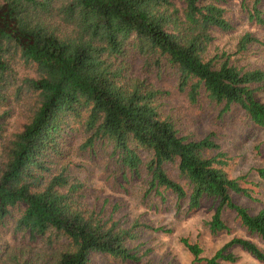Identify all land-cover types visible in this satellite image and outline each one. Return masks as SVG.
Returning a JSON list of instances; mask_svg holds the SVG:
<instances>
[{"label": "trees", "instance_id": "obj_1", "mask_svg": "<svg viewBox=\"0 0 264 264\" xmlns=\"http://www.w3.org/2000/svg\"><path fill=\"white\" fill-rule=\"evenodd\" d=\"M226 1L0 0V224L13 220L22 239L11 249L0 236V264H91L94 254L139 261L127 243L139 238L141 224L124 228L88 212L80 203L84 184L70 174L73 152L100 144L111 146L131 173L145 167L152 189L188 200L190 211L213 201V235L230 231L224 214L231 212L264 245V208L253 214L235 202L234 195L255 198L230 175L225 154L207 155L219 149L214 134L182 137L162 116L163 92L128 64L130 58L165 63L177 70L190 102L204 91L224 105L223 114L236 106L264 130V102L257 97L264 71L223 56L205 59L211 30H232L221 6ZM254 17L262 23L259 12ZM254 43L246 34L239 51ZM11 104L24 117L9 133ZM170 165L183 183L170 177ZM257 172L264 181V168ZM183 243L194 264H234V248L264 262V247L248 239L235 237L208 259L199 245Z\"/></svg>", "mask_w": 264, "mask_h": 264}, {"label": "rangeland", "instance_id": "obj_2", "mask_svg": "<svg viewBox=\"0 0 264 264\" xmlns=\"http://www.w3.org/2000/svg\"><path fill=\"white\" fill-rule=\"evenodd\" d=\"M257 1L227 0L221 5L232 30H211L213 41L205 53L206 60L223 56L246 70L264 71V0H260L257 7L258 18L262 23L254 17L258 13L254 9ZM246 34H251L259 43L251 44L246 51L240 52L239 42ZM128 64L135 76L163 92L159 98L162 116L174 122L182 137L202 140L214 134L213 140L219 149L207 155L225 154L230 175L240 178L241 184L252 190L255 198L252 201L234 195L235 202L253 214L264 208V181L257 172L264 168V130L254 125L236 106L223 114L224 105L210 102L204 91L195 104L190 102L188 93L180 90L177 70L165 63L156 66L152 61L147 65L144 58H130ZM257 97L264 102V87ZM11 106L15 110L9 121V133L17 126V121L24 117L20 105ZM5 109L1 108V111ZM147 157L145 154L144 158ZM71 160L70 174L84 184L80 203L88 212L101 214L103 219L119 222L124 228H130L136 222L141 224L138 227L139 238L127 243L133 253L138 255V262H124L94 254L91 264H194V257L183 240L199 245L202 250L200 256L205 259L212 258L235 237L252 240L264 247L259 239L250 236L240 226L231 212L224 214L230 231L213 235L208 226L216 207L213 201H205L199 209L190 211L188 200L179 201L172 191L163 187L152 189L151 178L145 167L141 168L139 175L127 170L109 145L100 144L86 152L75 151ZM167 169L170 177L181 182L176 166L170 165ZM0 236L11 249L17 248L22 242L21 237L14 234L13 220H8L4 226L0 224ZM34 247V255L37 256L40 251L36 250L42 249L43 244ZM233 252L239 258L234 264H264L240 248H234Z\"/></svg>", "mask_w": 264, "mask_h": 264}]
</instances>
